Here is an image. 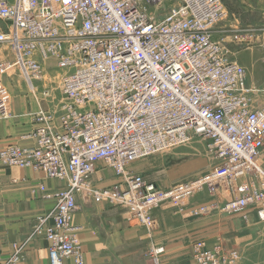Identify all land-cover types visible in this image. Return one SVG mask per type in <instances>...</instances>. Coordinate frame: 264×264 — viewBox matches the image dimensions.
<instances>
[{"label": "built area", "instance_id": "2783aa9c", "mask_svg": "<svg viewBox=\"0 0 264 264\" xmlns=\"http://www.w3.org/2000/svg\"><path fill=\"white\" fill-rule=\"evenodd\" d=\"M158 1L0 0V47L8 44L16 64H28L33 77L43 74V57L58 56V67L66 76L65 103L39 118L53 116L45 120L32 164H22L17 157L9 163L32 167L52 179L65 176L69 165L70 170L82 171V178L83 163L96 162L83 149L87 143L101 144L96 153L120 157L110 168L126 170L128 176L125 188L120 186L122 180L98 196L127 200L134 219L154 221L152 214L164 201L157 199L172 193L134 176L130 164L137 158L200 145L213 162L205 178H219L224 189L237 196L225 209L256 208L264 222V171L256 163L264 153V105L258 101L259 92L249 87L246 70L231 60L222 42L213 39L214 29L228 12L221 0H178L179 5L157 24L144 17L142 7ZM59 3L68 8L63 18L55 5ZM42 16L62 25L44 20L39 24ZM39 27L44 30L41 34L34 31ZM40 47L44 50L36 55ZM35 55L40 69L29 62ZM5 69L0 64V76ZM72 74L78 77L68 85ZM138 82L143 85L134 88ZM123 83L131 85L120 87ZM113 95L119 98L115 103L109 101ZM131 106L132 117L121 125L119 118ZM2 110L0 97L1 115ZM127 139L141 147L128 149L119 143ZM194 151L200 154L198 147ZM89 176L86 172V181ZM187 185H175L172 191ZM61 195H55L58 215L38 219L35 227L39 233V226L50 220L55 227L50 230L55 249L51 264H61L57 258L71 251L66 230L77 211ZM200 209L209 212L206 205ZM198 244L203 264H237L240 259L235 251L224 254L216 247L208 252Z\"/></svg>", "mask_w": 264, "mask_h": 264}, {"label": "crops", "instance_id": "0c3cea01", "mask_svg": "<svg viewBox=\"0 0 264 264\" xmlns=\"http://www.w3.org/2000/svg\"><path fill=\"white\" fill-rule=\"evenodd\" d=\"M226 8L229 10L227 6ZM228 13L229 20L235 19L237 22L234 13ZM225 24L221 27L222 31L229 27ZM248 83L263 97V87L252 84L249 80ZM2 109L0 149L11 145L36 146L33 133L38 128V123L34 117L32 119L34 109L30 100L21 94L16 101L2 103ZM40 109L39 112L50 111L51 104ZM260 161L264 169V153ZM201 162H175L177 165H169V172H158L145 178L147 182L167 190L200 173L202 176L208 174L210 162L203 158ZM144 165L133 164L131 170L135 174L146 175L147 166ZM99 168L102 165L97 166L98 172L93 175L94 186L109 187L101 186L109 173L104 174L105 170L101 171ZM65 189L64 181L47 178L42 172L0 165V264H49V244L44 238L34 235L33 226L39 216L54 209L55 202L50 196ZM199 192L203 191L193 194L191 191L187 198ZM209 192L216 198V192L211 189ZM223 192L227 193L228 190ZM204 198L209 199L206 196ZM215 198L206 206L214 204L210 213L220 214H208L210 216L205 221H192L191 215H182L178 210L170 208L172 206L159 207V204L152 214L155 223L152 230L138 220L130 219L127 211L130 212L131 208L115 206L106 200H80V210L73 218L71 231L84 253L85 264H154L147 255L155 246L165 248L164 264H195L191 257V246L197 241L206 240L211 243L217 237L220 239L218 244L222 245L225 241L238 248L243 255L241 264H264V223L259 222L256 208L247 207L241 209V214L226 216L222 215L219 208L225 206L232 194L223 202ZM69 264H73L72 261Z\"/></svg>", "mask_w": 264, "mask_h": 264}, {"label": "rangeland", "instance_id": "374dc122", "mask_svg": "<svg viewBox=\"0 0 264 264\" xmlns=\"http://www.w3.org/2000/svg\"><path fill=\"white\" fill-rule=\"evenodd\" d=\"M223 1L224 4L228 7L229 9L228 11H230V13H234L237 22L234 21L235 19H230V20L229 18L226 19L225 22L222 23L215 31L214 37L216 41L222 42V44L226 47V50L229 52L232 61L236 62L237 64L239 63L241 66L246 68L249 82L252 84L260 85L261 87L264 88V0H223ZM164 12H165L164 10L160 11L158 16H162ZM240 15L242 17H239ZM227 21L229 22L227 23ZM224 24L225 25L228 24L229 27H227V29H224L225 31H222L223 29H221V27ZM244 35H246L248 39H246ZM0 63L7 65L6 66L7 69L0 76V89H1L0 91L1 94L3 95L0 96L2 103L7 104V102L10 103L11 101L12 102L16 101V98L22 94L23 96H26L30 100L34 109L33 114H35L41 110L40 107H44L45 105L48 104H51L50 111H54L56 107L59 105V103L62 101L63 96L61 95L59 88L61 87V80L59 76L60 74L61 75L63 74L62 71L60 70L50 71V74H46L43 80H37L31 78L29 72L23 66H19V63L16 64V60L7 46L0 47ZM47 66L56 68L57 67L56 58H52L48 60ZM260 98H261V102H264V95L263 97ZM12 105H14V103H12ZM195 147L199 148L200 154H198L197 151H194ZM203 149L204 147L200 145L192 146L190 148H181L170 155L156 154L144 158L142 160H139L134 164L144 163L145 164L144 166H147V170H146L147 174L146 175L142 174L143 177H146L158 172H163V173L169 172V170H171V168L169 169V165L171 166L177 165V163L175 162L186 164L193 160L199 163L201 162L202 158L208 160V158L203 153ZM208 162H210L212 166L213 162H211L210 160H208ZM151 163L154 164L150 166L149 164ZM0 165L6 168L34 170L32 167L20 168L18 166H14L10 164H4L1 160V157H0ZM99 170L101 171L105 170L104 174L109 173L108 177L105 176V180L103 184H101V186H106V185L115 186L118 184L117 182L118 179L110 168L107 167L104 169L99 168ZM37 172H41V171H37ZM205 176H202V173H200L197 176L188 179L184 183L178 184V185H187L190 182H192L191 184H196V186L201 185L196 189H192L191 190L192 193L190 191L188 195L190 193L193 194L194 192H198V191H203V192L194 194L189 198H185L184 200H176L179 201V203L172 202L171 199H168L162 202L159 207L172 206L170 208H174L178 210V212H180L182 215L183 214L184 215L189 214V216L191 215L192 221L199 219H203L205 221L206 218H208L210 215L214 213L220 214L219 212L210 213L211 211L208 213L210 215L205 213L203 214L197 213L198 209L204 208V206L207 203H209L210 200L212 199L214 200L215 198L214 197L215 195L212 196L213 194L209 192L210 188L208 187V185H206V182H208L212 177H209V179H203L205 178ZM196 180H200L201 183L193 182ZM158 188L161 189L160 187ZM171 188L167 190L164 189L162 190L168 192L171 190ZM187 189L188 188L186 187V190ZM216 193H217L216 198L219 199L220 202L229 199L231 195V193L228 192L224 193V192H220L219 190H217ZM204 196H206V198L209 199L205 200ZM223 207L224 206H221L219 208L221 213H223L222 215L226 214V216H231V215H238L243 213V212H229L227 210L225 211ZM158 210H160V208ZM127 212L130 214V219H133L132 213H130L131 211L129 212L128 210ZM219 241L220 239L218 237L214 239V241L211 243L204 240V242L207 243V247L213 246L212 244L214 243L218 244ZM224 243L225 241L223 242L222 246L223 249L226 250V252L239 251L234 244L231 243L227 244V242L225 244ZM242 259H243V255L241 258V262ZM193 263L196 264L194 259H193Z\"/></svg>", "mask_w": 264, "mask_h": 264}, {"label": "bare ground", "instance_id": "6f19581e", "mask_svg": "<svg viewBox=\"0 0 264 264\" xmlns=\"http://www.w3.org/2000/svg\"><path fill=\"white\" fill-rule=\"evenodd\" d=\"M222 1V4L224 5V2L223 0ZM194 3H197L196 0H193ZM56 7L60 8V16L61 18L64 17V12L68 9L67 7H63L59 4H55ZM179 5V2L178 0H159L156 4H152V5H144L142 7V10H143V15L144 17L153 22V23H157V24H161L163 22V20L159 19L161 18L165 12L166 14H168L170 11L174 10L177 6ZM225 9H224V12H228L227 8H226V5H224ZM164 10L165 12L163 13L162 16H158V14L160 13V11ZM229 17V13H227V17L223 20V22H225L226 19H228ZM43 20L46 21V22H50L48 19H46V16H42L39 18V21L38 23L39 24H42L43 23ZM221 22V24L223 23ZM51 24H53L54 26H60L62 25V21H57L56 23H53V22H50ZM220 24V25H221ZM219 25V26H220ZM217 26L215 29H214V32L217 30V28L219 27ZM34 31H38V34H41L44 32L43 29H41V27L37 28V29H34ZM215 42H218L216 41L215 37L213 38ZM6 46L8 47L9 45L6 44ZM30 46H28L29 48ZM9 48V47H8ZM10 50V48H9ZM40 50H44L42 47L39 48V50H36V55L38 54L37 52L40 51ZM11 52V50H10ZM12 54V53H11ZM36 55L32 58H30L29 62L30 64L33 66L35 65L34 68L36 69H40L41 67V64H40V60H33L36 58ZM52 58H56V61H57V67L56 68H51L49 66H47V61L52 59ZM59 57L58 56H47V57H43V64H44V72L43 74H39L37 75V77H33V74L30 72V68H29V65L26 64V63H21L19 64V66H23L30 74V77L31 78H34V79H37V80H43L44 77L46 76V74H50V71H53V70H60L63 72V74L59 76L60 80H61V87L60 88V93L61 95L63 96V99L62 101L59 103V105L56 107V109L54 110L56 112V110L59 109L60 106H62L64 103H65V98H64V93H63V88H62V78L63 76L65 75V71L59 69ZM2 64V63H0ZM237 64V63H236ZM240 66V67H243L241 66L239 63L237 64V66ZM7 66V65H5ZM59 66V67H58ZM245 70L246 68L243 67ZM6 70V69H5ZM4 70V71H5ZM68 74L70 75L71 72L68 71ZM78 74H72L71 75V78L69 79V83L68 85L72 84L73 81L78 77L77 76ZM66 76H64V79H65ZM246 78H247V83H248V74H247V70H246ZM98 84L100 85H103V82L101 81H97ZM127 85H131L130 83H123V84H120L119 86L120 87H124V86H127ZM143 85L142 82H138V83H135L133 84V87L134 88H140L141 86ZM249 87L251 88V86L249 85ZM252 89V88H251ZM253 90H256V89H253ZM257 91V90H256ZM259 92V91H258ZM260 93L258 95V101L261 105H264V102H261V98H260ZM119 99L118 96H115L113 95L112 98L109 100L110 102H113L115 103L116 100ZM54 111H46V112H40V113H37V114H33V117L34 119L36 120V122L38 123V128L36 129V131L33 133V139L35 140V143H36V146L34 147H23V146H20V145H11V146H8L6 148H2L0 149V157H1V160L4 164H10V165H14V166H18L20 168H27V167H23V166H20L18 164H13V163H9L11 158L12 157H17L18 158V161L22 164H25V165H30L32 164L33 162V159H34V154L36 153V151L40 148V144H41V137H40V133L43 131V129L45 128V126L47 125L45 120L49 117V116H52V115H49L47 117H44L41 121H39V118L44 116L45 114L47 113H51V112H54ZM132 114H133V106L129 107L126 111V114H125V117L123 119L119 118L120 119V123L121 125L123 124V122H125L126 120H128L130 117H132ZM53 117V116H52ZM107 130L103 133V136L106 138L108 135H107ZM40 138V141L38 140V137ZM123 147L125 148H128V149H137V148H140L141 145L136 143L135 141H131V140H121L119 142ZM103 144V143H102ZM86 146H88V148H84L83 150L91 157H93V159L96 161L94 162L93 165L91 164H87L86 162L83 163L84 166H86V170L85 172H83L84 174L82 175V178H81V173L82 171H76V170H70L69 169V165H68V168H67V173L65 176H63L61 179H57V180H62L65 182L66 184V189L65 190H62V191H59V192H56L54 194H52L50 196V198H52L55 202V206H54V209L48 213V214H44L42 216H39L36 220H35V223H34V226H33V229H34V235L35 236H38V237H42L44 238L48 244H49V248H48V252H49V264H51V259H52V254L55 252V249H54V239H52L50 237V230L51 229H55L54 226H50L52 223V221L50 220L48 222V224H45L43 226H39V233H37V230H36V221L44 216H49V215H58V211L55 209L56 208V203H57V200L55 199V195L56 194H62L61 196H67V199L69 201H71L73 204H74V207H75V214L71 215V220L73 221V218L74 216L79 212L80 210V200H85L87 202H93L95 200H106V201H109L112 205H115V206H126L128 208H131L129 205H127V200L126 201H118L113 195H110V194H106L104 198H101L99 197L98 195H103L105 194L106 191H110L112 186H109V187H106V188H97L94 186V182H93V175L95 172H98V169H97V166L98 165H102V168H110L111 165L113 163H118L121 161V158L120 157H114L112 155V152H108L107 155H100V154H97L96 150L98 147L101 146L98 145V146H94L92 144H89L87 143ZM103 146V145H102ZM113 148L111 147L109 150L111 151ZM204 153V151H203ZM205 154V153H204ZM40 154H37L35 155L36 158L39 157ZM205 156L208 158V160H210V157H208L207 154H205ZM262 158V155L257 159L256 163L257 165L261 166L262 170L264 171L262 165H261V161L260 159ZM143 158H137L136 160L132 161V163L130 164V172L134 175V176H138V177H142V175L140 174H135L132 170H131V166L139 161V160H142ZM114 175L117 177L118 179V183L122 182L123 180V183L120 185L121 187L125 188L126 186V181H127V176L128 174L123 170V169H120V168H110ZM91 171V172H90ZM86 172H88V175L90 174L89 176V179L86 181ZM47 178H50L48 177L44 172H42ZM100 178L102 179V177L100 176ZM52 179V178H50ZM145 182L146 181V178L144 177L143 178ZM228 178H226V180H228ZM197 182H200V180L196 181L195 183ZM220 179L219 178H215L212 176V178L206 182V185H208V187L213 191V192H216L217 190H219L220 192H223L225 189L223 187V184L220 183ZM150 183V182H149ZM201 183V182H200ZM217 183V185H215ZM155 184V183H154ZM196 184H189L187 186H181L175 190L172 191V188L170 191H168L169 193H172L171 195H169L168 197H163V199H157L158 201L160 200H168V199H171L173 201H176V200H184L185 198L188 197V193L192 190V189H196L198 187H200L201 185L199 186H196L194 187ZM215 185V186H214ZM186 187L188 188L186 190ZM164 191V190H162ZM168 193V194H169ZM230 193V192H229ZM232 194V198L226 202L229 203L230 201H235L234 199L237 198V196L233 193ZM234 196V198H233ZM163 201V202H164ZM157 202V201H156ZM119 204H122V205H119ZM224 204V203H223ZM222 204V205H223ZM226 204L225 206L223 207L224 209L226 208ZM214 205V204H213ZM213 205H210V206H206L208 209H209V212L211 211V206ZM232 204L228 205L227 206V209L229 208H232L231 207ZM242 209H245V208H242ZM226 211V209H225ZM241 211V210H239ZM208 212V213H209ZM198 214H203L205 213V211L201 210V209H198L197 211ZM206 213V214H208ZM154 220V219H153ZM72 221H71V224H72ZM139 221V220H138ZM141 224H143L147 229L149 230H152L154 227H155V223L154 221H150L149 219H144V220H140L139 221ZM260 223H264V222H261L259 220ZM71 224L70 226H68V229L66 230V233H67V236L66 238L70 241V245H71V251L69 254L63 256V257H60V258H57L61 264H69L70 261H72L73 264H85V258H84V253L81 249V247L78 245L77 243V240H76V237L75 235L72 233V227H71ZM198 243H202L204 244V248L208 251V252H211V251H214V249L216 247H220L222 249V251L224 252V254H227L229 252H226V250L223 249V246L221 244H216V245H213L211 247H207V243L204 242V241H197L195 242L192 246H191V256L192 258L194 259V261L196 262V264H203V255H202V251H201V248L199 246ZM164 252H165V248L162 247V246H155L153 248L150 249L147 257L150 258L151 260L154 261V264H164L163 263V256H164ZM237 252L239 255H240V259L238 260L237 264H241V258H242V255L240 254L239 251H235ZM0 263H1V259H0Z\"/></svg>", "mask_w": 264, "mask_h": 264}]
</instances>
